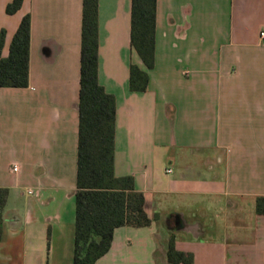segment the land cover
Wrapping results in <instances>:
<instances>
[{"label": "crops", "instance_id": "0c3cea01", "mask_svg": "<svg viewBox=\"0 0 264 264\" xmlns=\"http://www.w3.org/2000/svg\"><path fill=\"white\" fill-rule=\"evenodd\" d=\"M11 1L2 56L27 14L31 43L29 85L0 86V264H73L83 0ZM131 15L132 0H99V81L117 99L115 173L134 176L153 222L116 227L94 264H169L172 234L191 264H264V0H157L150 69Z\"/></svg>", "mask_w": 264, "mask_h": 264}, {"label": "trees", "instance_id": "16d2710c", "mask_svg": "<svg viewBox=\"0 0 264 264\" xmlns=\"http://www.w3.org/2000/svg\"><path fill=\"white\" fill-rule=\"evenodd\" d=\"M23 0H13L7 12L14 13ZM99 0H83L81 72L79 91V139L75 240L73 264H94L111 248L116 227L147 226L153 218L147 199L136 188L133 175L115 173L117 99L99 81ZM157 0H132L131 43L147 68L155 63ZM5 30L0 32V86L29 85L31 16L23 17L11 42L10 53L2 56ZM149 72L130 66V89L145 91ZM9 196L0 187V241L4 237V208ZM257 211L264 214V196L257 198ZM169 264H191L190 252L177 249L172 234L167 251Z\"/></svg>", "mask_w": 264, "mask_h": 264}, {"label": "built area", "instance_id": "2783aa9c", "mask_svg": "<svg viewBox=\"0 0 264 264\" xmlns=\"http://www.w3.org/2000/svg\"><path fill=\"white\" fill-rule=\"evenodd\" d=\"M260 35H261V39H262L263 42H264V31H262ZM18 168H19L18 164H14V165H13V169H14L15 171H17ZM172 170H173V169H172L171 167L167 168V172H172ZM29 192H30V193H33L34 190H29Z\"/></svg>", "mask_w": 264, "mask_h": 264}]
</instances>
